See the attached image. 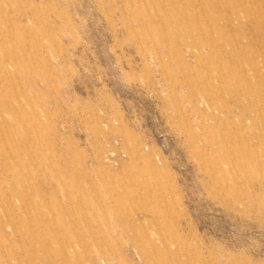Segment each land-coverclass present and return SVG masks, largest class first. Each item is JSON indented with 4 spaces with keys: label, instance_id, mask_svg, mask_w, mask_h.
I'll return each instance as SVG.
<instances>
[{
    "label": "rangeland",
    "instance_id": "374dc122",
    "mask_svg": "<svg viewBox=\"0 0 264 264\" xmlns=\"http://www.w3.org/2000/svg\"><path fill=\"white\" fill-rule=\"evenodd\" d=\"M0 264H264V0H0Z\"/></svg>",
    "mask_w": 264,
    "mask_h": 264
},
{
    "label": "bare ground",
    "instance_id": "6f19581e",
    "mask_svg": "<svg viewBox=\"0 0 264 264\" xmlns=\"http://www.w3.org/2000/svg\"><path fill=\"white\" fill-rule=\"evenodd\" d=\"M251 76V75H250ZM179 106V105H178ZM212 141V140H211Z\"/></svg>",
    "mask_w": 264,
    "mask_h": 264
}]
</instances>
